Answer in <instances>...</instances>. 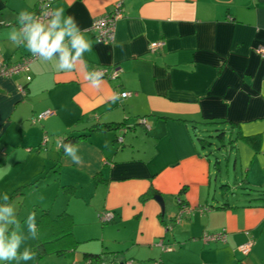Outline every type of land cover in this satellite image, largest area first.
<instances>
[{
    "label": "crops",
    "instance_id": "crops-1",
    "mask_svg": "<svg viewBox=\"0 0 264 264\" xmlns=\"http://www.w3.org/2000/svg\"><path fill=\"white\" fill-rule=\"evenodd\" d=\"M38 1L0 0L3 63L31 55L8 36L19 12L35 14ZM119 2L115 41L97 42L94 21ZM52 7L73 16L90 41L88 71L115 67L120 77L96 89L82 71L58 69L56 57L0 77V201L53 171L56 198L51 209L41 206L72 216L76 264L92 256L101 257L92 264H264V57L257 52L264 0H54ZM158 41L164 46L152 52ZM113 92L131 95L113 103ZM46 110L54 115L33 124ZM97 123L124 127L90 132ZM213 126L223 128V144L230 134L241 195L230 186L217 193L222 162L213 164L203 138ZM70 134L86 135L73 147L77 161L57 146ZM152 190L164 197V213ZM178 200L190 212L166 232ZM105 212L114 218L100 222ZM220 232L226 242L202 240ZM250 240L245 256L239 247Z\"/></svg>",
    "mask_w": 264,
    "mask_h": 264
},
{
    "label": "clouds",
    "instance_id": "clouds-1",
    "mask_svg": "<svg viewBox=\"0 0 264 264\" xmlns=\"http://www.w3.org/2000/svg\"><path fill=\"white\" fill-rule=\"evenodd\" d=\"M44 9L41 17H36L27 10L18 14V28H13L8 39L13 46L25 47L34 57L51 61L56 57V67L62 71H82L84 79L93 88L99 89L103 83L102 70L88 71L84 61V53L90 51L91 43L85 38L83 31L71 15H65L63 8H53L52 0L42 4ZM117 46L122 47V44ZM126 92H113L109 99L115 103L117 99L127 98ZM58 147H63L67 156H73L74 161L79 158L73 153L72 145L57 141ZM4 203H0V262L29 261L35 254L27 247L20 251L21 245L29 238H36L38 234L35 213H30L25 220L27 235L20 230L16 220V213L8 196H3Z\"/></svg>",
    "mask_w": 264,
    "mask_h": 264
},
{
    "label": "rangeland",
    "instance_id": "rangeland-1",
    "mask_svg": "<svg viewBox=\"0 0 264 264\" xmlns=\"http://www.w3.org/2000/svg\"><path fill=\"white\" fill-rule=\"evenodd\" d=\"M222 127L218 126H213L210 128V132H204V137L206 138L210 143H213V146H208L206 149L207 155L211 158L213 161V164L215 165L217 158L221 160V166L220 168L221 172L219 173V176H221V179L223 181L218 183V189L217 193L220 194L222 192V185H228L231 188H233L232 191H234L236 194L241 195L244 190L243 188L238 187L239 184H241V173L240 170H235V155L236 152L235 150L231 147V142H230V134L227 135V139L225 144H223L219 140V135L222 132ZM116 135V134H115ZM119 136V133H118ZM121 136V135H120ZM46 136L42 140V149H45L46 145L49 142V137L48 141L44 144ZM45 147V148H44ZM5 149V148H3ZM57 151V150H56ZM56 151L52 153V155L55 157ZM23 169L22 166L14 167V173L18 170ZM16 170V171H15ZM48 173V172H47ZM47 173L45 172L42 177L47 176ZM55 173L51 171L48 175V177L45 179L43 178L42 180L37 182V185L39 186L38 189L35 191L28 190L26 195L24 196H15L13 199H11L10 203L11 206L14 208L15 213H16V220L18 221L20 225V230L27 235V226L24 223L25 220L27 219V216L30 213H35V218H36V225H38L40 221V216L41 212L43 211V208L41 206V203H50V206H47L51 209V206L56 198V187L60 184V181L57 180L55 177ZM236 177H238L239 182H236ZM237 186V187H236ZM69 196H72L71 193H68ZM233 197L232 193L229 195ZM176 198L174 199V205L176 204L175 202ZM60 203V199L58 200V203ZM49 205V204H48ZM48 210V208H46ZM49 211V210H48ZM61 211H55V210H50L49 213L50 215L55 218ZM101 215V214H100ZM98 220L101 222V217H98ZM99 222V223H100ZM101 224V223H100ZM84 226H80L78 228H83ZM74 229V228H73ZM40 233L37 234L36 238H29L27 239L22 245L20 251H23L25 247L29 248L34 254H35V248L38 240V236ZM61 242V241H60ZM60 242L56 243L54 248H61ZM71 248L67 249L66 253H61V254H50L44 256L42 259H37L36 254L34 256V259L29 260V261H20L19 264H76L77 261H75V253L71 252ZM0 264H17L16 261L12 262H0Z\"/></svg>",
    "mask_w": 264,
    "mask_h": 264
},
{
    "label": "built area",
    "instance_id": "built-area-1",
    "mask_svg": "<svg viewBox=\"0 0 264 264\" xmlns=\"http://www.w3.org/2000/svg\"><path fill=\"white\" fill-rule=\"evenodd\" d=\"M48 0H39L38 1V6H37V11L34 14L36 17H41V13L43 12L42 4L47 3ZM54 0H52L53 4ZM123 17V12H122V3L119 2L115 4L113 12L107 13L104 16L96 19L93 23L92 26V31L95 33V37L97 42L99 43H104V44H111L115 41L116 38V29H117V23L118 21ZM164 46L163 41H158L154 42L150 46V50L152 52H155L162 48ZM257 52L264 57V46H260L257 49ZM39 58L34 57L32 54L27 56L25 59H23L21 62H18L13 65H7L0 61V77H11L15 74H18L23 71H27L30 68V65L37 61ZM96 69L102 70L104 73L103 79H108V80H116L120 77L121 70L118 68H108V67H98ZM129 97L131 93L126 92ZM54 115L53 110H46L36 117L33 118L32 122L33 124H37L39 122H42L49 117ZM142 122L145 123V120H141ZM120 141H123L122 138L119 139ZM48 141V138L46 137L44 140V144ZM0 153H5V150H1ZM178 204L180 206L178 214L166 225V232H171L173 231L174 227L177 224H180L182 220L184 219V216L190 212V208L184 204L181 200H178ZM206 210V209H204ZM101 217V221L103 222H109L111 221L114 216L111 213H103L99 215ZM202 240L205 243L209 242H226L227 240V234L225 232H220V233H205L202 237ZM253 247V241L250 240L249 242L241 245L239 247L240 252L247 256L251 252ZM168 250H172L171 248H168ZM105 264V263H103ZM126 264H133L132 262H128Z\"/></svg>",
    "mask_w": 264,
    "mask_h": 264
},
{
    "label": "trees",
    "instance_id": "trees-1",
    "mask_svg": "<svg viewBox=\"0 0 264 264\" xmlns=\"http://www.w3.org/2000/svg\"><path fill=\"white\" fill-rule=\"evenodd\" d=\"M124 127V124H101L97 123L89 128V131H118L122 130ZM220 137L223 138L224 133L222 132ZM86 135H74L70 134L67 137H65L62 140V144H71L72 148L75 146V144L80 141L81 139L85 138ZM121 138V137H120ZM202 141H207L205 139H202ZM60 155H66L63 147L60 148ZM220 161H218L219 163ZM216 164V163H215ZM45 177H40L35 182L21 187L20 189L16 190L12 194L8 196V203H10L11 199H13L15 196H24L26 195L27 191L31 188L37 187V182L42 180ZM228 185H222V188H226ZM153 194L158 195L155 190H152ZM0 203H4V201H0ZM73 219L72 216L67 212H63L59 215H57L55 218H53L48 210L42 211V214L40 216V221L37 225V230L39 236L35 248V254L37 259H42L46 255H50L53 253L61 254L66 253L68 248H75L76 247V241L74 239L73 235ZM61 241V242H60ZM60 242L61 248H54L55 244ZM91 259V264L94 259H100L101 257L98 256H92L89 257Z\"/></svg>",
    "mask_w": 264,
    "mask_h": 264
},
{
    "label": "water",
    "instance_id": "water-1",
    "mask_svg": "<svg viewBox=\"0 0 264 264\" xmlns=\"http://www.w3.org/2000/svg\"><path fill=\"white\" fill-rule=\"evenodd\" d=\"M214 144L213 143H210V146H213ZM218 159V158H217ZM218 161H216L217 163ZM155 199L159 202V204L162 206V209H163V213L165 212V200H164V197L162 195H156L155 196Z\"/></svg>",
    "mask_w": 264,
    "mask_h": 264
}]
</instances>
